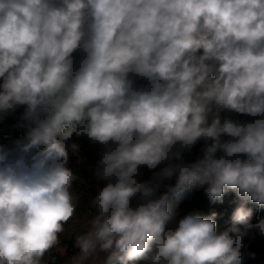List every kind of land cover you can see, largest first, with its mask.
Returning a JSON list of instances; mask_svg holds the SVG:
<instances>
[{
	"label": "clouds",
	"instance_id": "9594fccd",
	"mask_svg": "<svg viewBox=\"0 0 264 264\" xmlns=\"http://www.w3.org/2000/svg\"><path fill=\"white\" fill-rule=\"evenodd\" d=\"M20 108L23 138L0 143V264H47L62 236L78 250L69 264L255 259L264 0H0V122ZM73 137L101 147L104 184L84 205ZM201 141L203 158L186 161ZM199 189L213 204L235 193L229 227L181 214Z\"/></svg>",
	"mask_w": 264,
	"mask_h": 264
},
{
	"label": "trees",
	"instance_id": "16d2710c",
	"mask_svg": "<svg viewBox=\"0 0 264 264\" xmlns=\"http://www.w3.org/2000/svg\"><path fill=\"white\" fill-rule=\"evenodd\" d=\"M22 112L23 108H20L15 114L0 122V142L3 144H10L13 140L23 138L25 129L16 127ZM221 115L222 117L231 115L234 119H244L242 116H237L235 114H229L226 112H222ZM222 139H226V137ZM210 145L211 141L207 142V145L204 141L199 142L192 148L190 153L184 154V159L188 162H191L198 158H203L206 146ZM173 203H175V201H173ZM238 204L239 200L234 192L226 193L222 202H216L213 204L208 199L204 190L199 189L194 190L190 194H186V197L180 202L178 210L181 212V214L187 212H198L204 216H208L212 212H216L217 231H221L231 225V215ZM248 207L252 208L253 210V222H256V217L264 216V208L258 207L255 204H249ZM73 245L74 243L72 242L66 244L64 255H61L57 251H53L51 257L47 261V264H69L70 258L78 251ZM245 264H264V255L256 253L255 259H246Z\"/></svg>",
	"mask_w": 264,
	"mask_h": 264
},
{
	"label": "rangeland",
	"instance_id": "374dc122",
	"mask_svg": "<svg viewBox=\"0 0 264 264\" xmlns=\"http://www.w3.org/2000/svg\"><path fill=\"white\" fill-rule=\"evenodd\" d=\"M73 141L80 144L79 155L82 159L81 162L78 163L77 158L75 156H71L69 167L78 177V180L74 183L73 188L74 191L82 194V205H84L87 202L88 196H93L96 193L97 188L102 187L104 184L103 181L97 182L93 176V170L100 158L99 153L101 151V147L99 145L91 144L86 137H73ZM142 172L143 175L139 177L140 180L143 181L150 178L151 173L146 168L142 169ZM133 203L135 204V201H133ZM69 242L74 243V240L72 238L61 237V246L65 247V249L66 244ZM245 243L248 244L250 251L264 255V238L257 235L254 241H249L246 238ZM64 254L65 252L61 255Z\"/></svg>",
	"mask_w": 264,
	"mask_h": 264
}]
</instances>
